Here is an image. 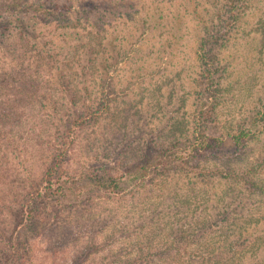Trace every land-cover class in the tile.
Returning <instances> with one entry per match:
<instances>
[{"label": "rangeland", "instance_id": "1", "mask_svg": "<svg viewBox=\"0 0 264 264\" xmlns=\"http://www.w3.org/2000/svg\"><path fill=\"white\" fill-rule=\"evenodd\" d=\"M32 1L44 3V12L27 15L25 26L29 32L22 33L7 11L2 17V24H9V28H0V71L12 66L16 36H27V42L22 43L25 55L31 59L40 54L52 60H72L71 73L64 72L66 77L63 76L68 87L76 90L85 85L94 92L93 96L104 88L110 102L107 115L98 116L76 131L70 167L80 171L86 167L85 162H91L94 168L108 166L110 152L115 153L113 157L135 152L139 142L152 153L161 139L173 134L185 137L195 124L199 123L198 130L205 124L208 132L226 138L225 144L211 153L214 155L206 165L213 168L217 163L224 171L232 169L237 176L193 180L194 175L181 171L170 173L171 180L161 185L170 194L167 187L176 183L183 190L193 188L196 199L203 200V193L208 191L212 200L218 196L224 201L240 202L237 214L249 218V227L241 230L250 234L249 259L254 264L259 258L264 262V124L260 121L264 114V0L239 2L233 9L238 15L230 25V36L218 40L214 35L224 32V23L216 16L222 8H230L228 0H28ZM0 7L8 10L2 0ZM80 42H89L94 48L87 56L98 58L84 84H80V76L73 75H82L78 64H74L76 59L80 54L87 57L83 56L86 48ZM203 49L213 55L217 68L207 104L199 99V90L206 85ZM59 70L53 69V79L45 78L49 81L42 85L44 89L37 99L42 102L34 107L30 115L34 122L28 128L36 126L24 135L21 150L11 146L0 150V261L2 251L18 238L33 250L28 256L30 262L24 264L51 262L55 254L51 242L59 247L62 226H69L74 235L58 258L70 257L85 248L79 261L86 257V262L97 264L117 250L125 257L132 254L131 261L137 247L146 242L141 235L139 224L143 216L139 211L153 201L150 195L133 204L94 198L87 206L79 207L73 201H62L73 204L72 208L68 206L71 214L65 215L68 212L64 209L52 219L54 224H45L38 215L32 226L23 225L25 219L20 210L24 206V213L26 186L30 178L41 180L50 155L65 142L70 126L67 115L61 122L44 115L53 111L54 104L60 108L57 111L62 105L68 106L60 89ZM114 106L117 109L110 114ZM245 126L255 130L256 136L239 144L227 138ZM100 156L104 158L97 161ZM127 175L124 184L129 188L135 181L133 173ZM161 198L164 197L160 195ZM127 206L134 208L129 210ZM112 212L113 222L119 225L112 221L109 225V218L104 219ZM116 227L119 230L114 233ZM156 232L158 235L147 245L149 252L167 242L163 230ZM127 234L129 237L123 239Z\"/></svg>", "mask_w": 264, "mask_h": 264}, {"label": "trees", "instance_id": "2", "mask_svg": "<svg viewBox=\"0 0 264 264\" xmlns=\"http://www.w3.org/2000/svg\"><path fill=\"white\" fill-rule=\"evenodd\" d=\"M241 1L228 0L231 9L228 8L229 6L226 9L222 8L221 14L216 16V20L219 19L221 22L223 20L222 23H224V32L214 35L216 40L230 36V25L237 20L238 15L233 9ZM2 2H6L8 8V10H2L3 8L0 7V28L4 26V30L9 28V24L3 25L5 20L2 17H5V11L14 18L13 23L16 27H21L22 33L29 32L27 25L25 26V20L30 12L35 16L39 11L44 12V3L42 2L32 1L29 3L28 0H2ZM224 14L227 16L223 19ZM13 42L15 47L12 52L15 58L12 66L8 70L0 71V150L10 146L21 150L20 146L26 140L24 135H29L31 129L36 126L33 124V127L28 128V125L34 122L30 117L34 107L37 103L42 102V100H37L40 90L44 89L42 85L49 79H53L52 71L55 68L56 70L63 69L59 70L62 74L59 82L62 86L60 88L62 95H66L64 97L68 99V106L62 105L61 110L57 111L56 109L60 108L54 104L53 111L44 115H51V118L55 117L59 121L67 115L70 125L65 142L55 147V152L50 155V160L46 163L40 176L41 180L35 182L30 178V182L26 186L28 197L25 200L24 213L22 212L24 206L20 210V215L25 219L23 225L32 226L38 215L45 219V224L51 225L52 219L59 216V213L64 209L68 212L65 215L71 214L68 206L72 208L73 204L65 205L62 201H73L74 205L79 207L87 206L94 198L105 202L117 199L120 202L125 201L128 204L129 202L133 204V201L136 202L138 199L150 195L153 201L141 206V211H139L143 216L139 224L141 235L146 242L144 245H139L137 251L134 250V260L130 261L132 254L125 257L122 251L117 250L110 253L106 261L97 264H254L251 258L249 259L250 234L241 231L249 227V218L246 219L237 214L240 202L232 200L230 202L225 200L227 201L225 202L218 196L212 200L208 191L203 193L205 196L203 200H200L201 197L196 199L193 198L194 194L192 193L195 192L193 188L191 191L183 190V187L180 188L176 183L167 187L172 191L170 194L161 185L163 182L168 184L167 182L171 180L168 178L170 173L181 174L184 172L187 176L194 175L191 177L193 180L194 178L203 180L207 176L212 179H230V177L237 176L232 169L228 168L224 171L217 163L212 165L213 168H208L209 166L206 165L211 161L208 158L214 155L211 153L215 152L216 147H222L226 138L223 139L218 134L208 132V126L205 124L198 130V123L185 137H176L173 134L169 138L161 139L152 153L139 142V148L135 152L120 153L117 157H113L115 153L110 152L111 164L108 166L94 168L91 162H85L86 167L83 170L71 168L69 161L75 147L76 131L89 125L98 116L103 117L108 114L110 102L107 94L102 88L93 96L94 92L91 93V89L85 85L71 90L64 82L63 76L66 77L64 72L71 73L70 63L72 60L65 58L52 60L40 54L39 58L31 59L24 54L22 48L25 47V45L22 46V43L27 42V36H16V40ZM79 44L83 49L86 48L83 56H87V52L94 48L89 42H80ZM201 51L206 85L199 90V99L207 104L210 101L209 95H212V83L215 80L217 68L215 67V58L208 49ZM95 62H98V58L93 56L83 58L81 54L76 59L74 64H78L82 75L76 73L73 75L80 76V84L86 83L90 78V68L96 67ZM46 77L49 79L46 80ZM34 100L36 101L34 102ZM67 107H69L68 112L66 111ZM116 109L117 106H114L110 114ZM201 109L206 108L201 106ZM260 121L264 124V114ZM255 136L256 131L245 126L236 135L227 138L234 141L235 144H239L242 141H249ZM102 158L104 157L100 156L96 160L102 161ZM128 173H133L132 178L135 181L129 188L124 184ZM177 193L180 196H177ZM160 195L164 198L160 199ZM128 207L129 210L134 208V206ZM114 216L113 212L105 215L104 219L109 218L107 224L110 225V221L113 222ZM262 223L258 221V224ZM112 224L119 225L117 222ZM159 229L163 230L167 242L163 246H158L155 252H149L147 248L150 246L147 245L158 235L156 231ZM62 230L59 247L58 243L51 242L53 244L52 251L55 253L53 260L42 264H95L86 262V257L79 261L82 253L87 251L85 248L82 252L72 254L70 257L64 255L58 258V255L61 254L60 251L68 247L70 239L74 235L69 226H62ZM118 230L119 227H116L114 233ZM238 230L241 232H237ZM262 231L264 230L262 229ZM128 237L127 234L123 239ZM238 250H242L241 253ZM31 251L33 250L28 245L25 247L18 238H14L9 246L2 251L0 264L29 263L31 259L28 256L31 255ZM89 254L88 252L87 255L89 256ZM255 264H264V262L259 258Z\"/></svg>", "mask_w": 264, "mask_h": 264}]
</instances>
